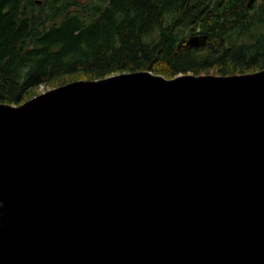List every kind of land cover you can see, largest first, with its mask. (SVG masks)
<instances>
[{"label": "water", "instance_id": "water-1", "mask_svg": "<svg viewBox=\"0 0 264 264\" xmlns=\"http://www.w3.org/2000/svg\"><path fill=\"white\" fill-rule=\"evenodd\" d=\"M0 264H264V68L0 102Z\"/></svg>", "mask_w": 264, "mask_h": 264}, {"label": "trees", "instance_id": "trees-1", "mask_svg": "<svg viewBox=\"0 0 264 264\" xmlns=\"http://www.w3.org/2000/svg\"><path fill=\"white\" fill-rule=\"evenodd\" d=\"M264 68V0H0V102L120 71Z\"/></svg>", "mask_w": 264, "mask_h": 264}, {"label": "rangeland", "instance_id": "rangeland-1", "mask_svg": "<svg viewBox=\"0 0 264 264\" xmlns=\"http://www.w3.org/2000/svg\"><path fill=\"white\" fill-rule=\"evenodd\" d=\"M72 80V79H71ZM59 84H55V85H49V86H47V87H43V86H40V91H39V93L40 92H42V91H45V90H47V89H49V88H52V87H54V86H58ZM6 103V102H5Z\"/></svg>", "mask_w": 264, "mask_h": 264}]
</instances>
